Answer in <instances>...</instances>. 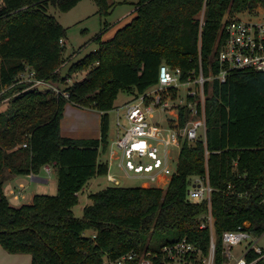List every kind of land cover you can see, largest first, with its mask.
Segmentation results:
<instances>
[{
	"label": "trees",
	"instance_id": "trees-1",
	"mask_svg": "<svg viewBox=\"0 0 264 264\" xmlns=\"http://www.w3.org/2000/svg\"><path fill=\"white\" fill-rule=\"evenodd\" d=\"M81 1L0 0V103L9 99L0 111V245L9 253L30 254L31 264H103L106 257L159 251L185 238L208 252L211 231L200 226L209 204L189 200L193 178L206 174L214 188L218 251L222 234L245 222L262 236L264 73L252 70H232L225 81L206 83V140L183 142L166 188L108 185L90 194L81 217L74 208L88 182L108 174V160L100 156L110 146L109 112L120 93L138 97L149 91L163 63L180 67L184 80L201 69L206 77L218 75L225 16L264 0H138L128 24L110 39L102 30L95 37L98 49L69 68V75L91 68L64 90L69 98L21 82L27 68L52 84L67 80L59 73L67 28L48 9L67 12ZM94 1L99 13H110V0ZM68 102L101 112V138L61 134ZM188 120L182 108L181 125ZM47 165L56 169L58 193L13 206L4 192L5 171L39 174ZM154 241L163 243L153 246Z\"/></svg>",
	"mask_w": 264,
	"mask_h": 264
},
{
	"label": "built area",
	"instance_id": "built-area-1",
	"mask_svg": "<svg viewBox=\"0 0 264 264\" xmlns=\"http://www.w3.org/2000/svg\"><path fill=\"white\" fill-rule=\"evenodd\" d=\"M251 13L256 17L242 18V15ZM64 42L61 41L63 46ZM219 64L222 69L216 76L206 77L201 69L197 77L194 78L190 74L184 80L183 70L180 67L163 63L159 68L157 85L124 104L129 125L124 135L113 145L121 151L119 166L126 171L128 177L133 172L138 175L137 178L146 180L145 184H168L176 173L179 162L175 149L180 155L184 141L206 140V83L215 78L223 82L232 70L264 73V4L238 13L226 22L225 40L219 53ZM28 70L22 74L21 82L29 80L37 86L35 88L41 85L51 87L48 81L38 79L35 71L28 72ZM26 75L30 77L26 79ZM182 87L187 88L186 94H181ZM59 94H63L66 98L70 96L61 91ZM182 108L189 113V120L184 126L180 123ZM158 111L170 115L169 127L162 125L156 118L154 114ZM119 116L118 112V125L122 126ZM118 154V151L111 148L108 159L109 171L118 161ZM174 162H177L175 166ZM109 171L107 180L116 186H121L117 176ZM213 191L208 174L195 176L189 190L190 201L193 203L207 201L209 204V212L204 216L200 226V228L209 227L211 231V245L208 252H205L201 245L185 238L165 244L159 251L148 249L142 253L131 251L115 259L106 257L103 264H264V247L259 245L261 236L252 231L250 222H245L236 229L226 230L221 236L222 250L218 251L211 206ZM231 194H235V191ZM236 247L241 248L240 255L234 252Z\"/></svg>",
	"mask_w": 264,
	"mask_h": 264
},
{
	"label": "rangeland",
	"instance_id": "rangeland-1",
	"mask_svg": "<svg viewBox=\"0 0 264 264\" xmlns=\"http://www.w3.org/2000/svg\"><path fill=\"white\" fill-rule=\"evenodd\" d=\"M115 1H117V4L114 6ZM126 1V2H125ZM138 0H110V4L112 5V8L110 9V13L108 15L103 16L101 13H99V7L96 4L94 0H83L81 1L77 6L72 8L71 10L67 12H62L57 7L50 5L48 9V13L52 16H54L65 28H67L68 38L64 42V46H66V51L64 53V63L59 68V73H61V76L65 77L67 80L63 82H59L57 84H51V87H48V85H41L39 90L46 91L51 90L54 95L59 94V91L65 92L64 90L69 86L75 83L76 81L81 80L90 69L85 70H79L71 75L67 74L69 68L72 66V64L84 59L89 53L93 52L94 49L97 48V42L95 41V37L104 30V39H109L111 36H114V34L123 26L128 24L133 17L135 16V5L134 3ZM235 14L234 16H237ZM234 16L227 14L225 16L226 20H231ZM244 19H250L255 18L256 15L254 13H251L250 15H242ZM110 25V28L106 30V26L104 24ZM32 69L30 68L28 72H31ZM30 76L26 75V79H28ZM26 83H30L29 80ZM32 88H35L37 86H34L33 82H31L30 85ZM58 89V90H57ZM187 88L182 87L181 88V94H186ZM133 96H129L127 93L121 92L118 99L115 103V108L109 112V141L110 146L112 147V150L118 151V161H116L110 169L111 174H115L117 176V179L119 180V183L121 186L126 187H137L142 186L146 182V180H142L140 178H137L138 175L131 172L130 177H128V174L126 171L120 168V157H121V151L117 148V146L113 145V143L118 140L119 137L123 136L127 127H128V121L125 116L126 114V108L125 103L132 100ZM68 102L67 104H69ZM66 104V105H67ZM9 106V99L3 101L0 103V111L6 109ZM118 108L120 110L118 111ZM118 112L119 117L122 123V126L118 125ZM156 118L159 120V122L164 125L165 127H169L170 124L168 123V120L171 119L170 115L167 113H161L156 112L154 114ZM202 135V131H201ZM204 138V136H203ZM193 143V142H191ZM110 150H107L105 152L101 153L100 158L102 160L107 161L109 159V153ZM176 156H179V151L175 149ZM177 162H174L173 165L175 166ZM107 175L98 176L97 181L100 182L99 187H86V191L81 192L79 196V204L74 208L75 214L78 217H81L83 215V209L84 207L89 204L90 201V194L104 188L108 185H114L112 182L107 180ZM133 176V177H132ZM166 182H168L166 180ZM153 185H156L157 183H152ZM57 176L55 180H52L50 184L45 185L46 190L40 191V194L43 195H56L58 193L57 191ZM160 185V186H159ZM168 184H157L158 187H164L166 188ZM144 187H151V186H144ZM163 241V240H162ZM162 241H154L152 244L153 246H158L159 244L163 243ZM259 245L264 247V234L260 237ZM1 247V246H0ZM234 252L237 255H240L242 250L239 247H236L234 249ZM9 253V252H8ZM14 254V253H11ZM16 254V253H15ZM19 257L23 258V261L16 262L14 260H8L5 262V264H30L31 255L26 253H17ZM25 258V259H24ZM1 264V263H0Z\"/></svg>",
	"mask_w": 264,
	"mask_h": 264
},
{
	"label": "crops",
	"instance_id": "crops-1",
	"mask_svg": "<svg viewBox=\"0 0 264 264\" xmlns=\"http://www.w3.org/2000/svg\"><path fill=\"white\" fill-rule=\"evenodd\" d=\"M116 4L117 1H115L114 6ZM109 28L110 25H107L106 30H108ZM112 37L113 36H111V38ZM97 49H98V44H97V48L94 49V51H96ZM84 77L81 78V80L84 79ZM101 122H102L101 112L92 108L81 107L73 103H69L66 105L64 116L61 120V134L65 137H69L73 139H99L101 138ZM111 148L112 147L109 146L107 150H110ZM49 168L50 170H48ZM4 176H5V185H4L5 194L7 195L13 206L20 207L24 204L32 203L35 195L40 194V191H45L47 187L45 185H48L52 180H55L57 176V172L54 166L47 165L42 168L39 174L17 175L12 173L11 170L8 169L5 171ZM97 178L98 177L92 178L88 182L86 187H90V188L99 187L101 183L97 181ZM57 181H58V177H57ZM142 186H153V185L144 183L142 184ZM86 187L84 188L83 191H86ZM57 191H58V185H57ZM8 260H14L18 263L23 261V258L19 257L18 254L8 253L1 246L0 263L5 264V262H7ZM31 260L32 258L30 259V264H31Z\"/></svg>",
	"mask_w": 264,
	"mask_h": 264
}]
</instances>
